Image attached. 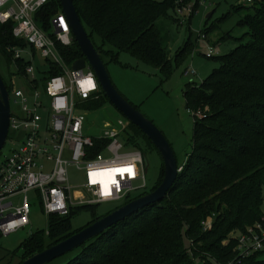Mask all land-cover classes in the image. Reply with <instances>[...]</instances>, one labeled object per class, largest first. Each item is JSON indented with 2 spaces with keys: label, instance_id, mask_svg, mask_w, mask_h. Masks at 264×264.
<instances>
[{
  "label": "trees",
  "instance_id": "1",
  "mask_svg": "<svg viewBox=\"0 0 264 264\" xmlns=\"http://www.w3.org/2000/svg\"><path fill=\"white\" fill-rule=\"evenodd\" d=\"M190 1L72 0L102 60L105 57L110 63H118L120 53L131 54L160 72L168 71L171 61L184 60L191 44L188 33L187 40L171 56L167 32H162L156 23L159 19L171 18L168 15L171 10L174 24L182 25L175 8ZM198 3L195 0L192 4L186 22L192 18ZM60 7L59 0H50L39 15L46 21ZM240 8L252 9L237 21L239 27H246L248 31L241 37H232L230 31L220 36L221 41L234 38L237 44L222 56L215 57L214 53L209 56L220 64L202 81L185 83L183 95L194 122L192 150L178 164L181 168L165 198L136 210L86 240L76 247V253L65 264H264V246L247 257L236 256V241L229 236L233 230L243 231L264 213V0H255L251 5H231L224 17ZM212 28H218L217 24L199 32L205 35L202 41L214 49L217 40L212 42L208 37ZM199 32L197 39H200ZM16 44L25 43L12 36L10 23L0 22V50L11 58L7 47ZM57 48L68 64L83 57L75 41L70 46ZM56 71L53 68L48 74ZM3 83L6 85L4 80ZM6 88L9 92L10 86ZM108 102L99 90L96 98L84 102L83 107L97 110ZM124 137L130 146L142 151L143 157L152 150L159 154L149 138L131 122L126 126ZM93 143L94 155L101 150V142L94 140ZM161 166V173L151 187L120 203L157 187L163 179V162ZM96 205L70 208L66 216L52 213L48 216L47 231L32 233L9 255L6 264H20L113 210L98 215ZM84 208L92 212V219L83 227L73 229L71 218ZM211 214H214L212 228L203 230L200 222ZM184 229L189 247L182 239ZM223 240L227 242L223 244ZM14 258H18L16 262Z\"/></svg>",
  "mask_w": 264,
  "mask_h": 264
},
{
  "label": "built area",
  "instance_id": "2",
  "mask_svg": "<svg viewBox=\"0 0 264 264\" xmlns=\"http://www.w3.org/2000/svg\"><path fill=\"white\" fill-rule=\"evenodd\" d=\"M49 1L0 0V22L10 23L12 36L25 43L8 46L7 50L19 64L26 87L13 88L11 94L19 110L12 112L10 105L8 131L21 130L24 138L12 144L10 155L0 165V236L30 223L32 204L27 196L31 191L36 193L41 212L48 217L52 213L66 216L70 208L84 205L120 203L147 187L142 151L130 146L124 137L129 123L125 118L103 124L97 135L86 131L89 126L83 103L96 98L101 89L86 61L82 68L73 69L75 61L68 64L57 48L70 46L75 40L61 7L42 20L39 12ZM254 1L241 0L245 5ZM191 12L192 6L175 8L182 24L187 21L183 16L189 17ZM199 36L205 39L200 32ZM26 47L38 52L42 62H23L18 49ZM207 47L205 54L209 57L214 52L213 47ZM53 68L57 71L48 74ZM183 75L193 77L194 68L189 66ZM94 140L101 142V150L93 155ZM69 166L82 173L81 183H71ZM114 168L131 171L114 173L115 183L108 186L103 184V176L91 175ZM213 218L214 215L201 220L203 230L212 228ZM231 236L236 241V256L247 257L262 250L264 213ZM226 242L223 240V244Z\"/></svg>",
  "mask_w": 264,
  "mask_h": 264
},
{
  "label": "rangeland",
  "instance_id": "3",
  "mask_svg": "<svg viewBox=\"0 0 264 264\" xmlns=\"http://www.w3.org/2000/svg\"><path fill=\"white\" fill-rule=\"evenodd\" d=\"M195 0H191L187 5L192 6ZM231 5H242L241 0H199L197 10L194 12L192 18L188 22L182 25H174L171 18L174 17V13L169 10V19H159L156 26L162 31L167 32L171 36L172 34L178 35V42L181 45L188 38L190 34L189 42L191 49L186 58L178 63L171 61L170 68L166 72H160L157 67L150 65L147 62L136 59L131 54L120 53L118 56V63L108 62L104 57L103 61L106 63L109 78L114 83L121 95L128 101H131L133 105L138 107V110L147 116L164 134L169 145H171L175 159L178 164L184 162L186 157L192 150V138H193V117L186 108V99L183 95L185 83L188 81H202L210 72L219 66L220 63L214 57H206L208 47L206 42L201 39H197L196 35L199 30L204 27H208L212 24H217L218 28H212L209 31L208 37L217 43L214 45V54L224 55L225 52L233 49L237 44L234 38L225 39V41L219 40L220 36H223L225 32L230 31L232 37H241L244 32H247L246 27H239L237 21L247 11L252 12V9L240 8L235 12H231L229 16H225V13L230 10ZM212 11V14L208 16V12ZM224 17V18H223ZM185 20H188V15L183 16ZM168 21V25L166 22ZM168 27V28H167ZM98 41V40H97ZM171 48V56L176 51V48ZM107 49V47H105ZM19 53L23 56V62H37L41 63L42 59L38 52L31 51L29 47L19 48ZM191 66L196 71L193 77H187L182 74L185 67ZM0 76L10 86L9 101L11 105V111L16 113L19 107L12 101L13 88H21L25 90L23 82L25 80L20 76L18 64L14 62L12 58H9L7 53L0 50ZM86 124L89 126L86 131L89 134L97 135L100 130L103 129V124L112 123L118 118H125L111 103H105L97 110H85ZM8 137L1 147L0 151V165L6 156L11 153V147L13 143L20 142L24 138V133L21 130L8 131ZM144 162L146 167L145 178L148 187H151L160 175L162 168V162L159 154L152 150L147 151L144 154ZM71 183H81L82 173L77 171L73 166L68 168ZM141 191L133 192L132 196H135ZM31 202L30 208V223L18 229L16 232L0 236V264H6L9 255L19 248L21 242L26 240L36 230H46L48 224V217L41 212L39 200L36 193L30 192L27 196ZM122 203L101 202L95 206V212L100 215L107 211L114 209L116 206ZM214 214L207 215L204 219L212 217ZM92 219V212L84 208L71 218V225L73 229L81 228ZM203 219V220H204ZM47 231V230H46ZM237 231L233 230L231 234H236ZM230 234V235H231ZM229 235V236H230ZM182 239L186 247H189V242L185 235V229L182 231ZM76 253V248L69 252L53 258L44 264H65ZM194 257V256H193ZM195 258V257H194ZM18 258H14L13 261H17ZM198 260L197 258H195Z\"/></svg>",
  "mask_w": 264,
  "mask_h": 264
},
{
  "label": "water",
  "instance_id": "4",
  "mask_svg": "<svg viewBox=\"0 0 264 264\" xmlns=\"http://www.w3.org/2000/svg\"><path fill=\"white\" fill-rule=\"evenodd\" d=\"M59 3L66 19H68L71 34L83 55V57L76 60L71 67H73V69H80L84 66L86 61L89 67L92 68L95 79L97 83H99L100 89L109 103H111L129 123L131 122L136 125L143 134L149 138L152 145L156 147L160 154L161 161L163 162V179L157 187L148 191L147 194L132 198L129 202L119 205L110 211V213L100 217V219L85 225L81 230L53 244L51 247L45 248L37 252V254L24 259L20 264H44L51 261L53 258L69 252L83 244L86 240L107 230L108 227L117 224L118 221L124 220L136 210L164 199L167 195L166 193L175 182L176 176L180 170L172 147L169 145L164 134L157 129L147 116L142 114L130 101L124 98L114 83L111 82L107 68L98 50L94 48L85 31L81 18H79L76 12L74 2H72V0H59ZM211 13L212 11L208 12L207 18ZM9 122V92L0 76V149L7 139Z\"/></svg>",
  "mask_w": 264,
  "mask_h": 264
},
{
  "label": "snow or ice",
  "instance_id": "5",
  "mask_svg": "<svg viewBox=\"0 0 264 264\" xmlns=\"http://www.w3.org/2000/svg\"><path fill=\"white\" fill-rule=\"evenodd\" d=\"M90 83H91V82L89 81V84H90ZM125 171H131V168H114V169H106V170H104L103 172H99V173H97V172H93L91 175H92L93 177H97V176H105V175H107L109 178H111V176H112L114 173H116V172H125ZM111 182L115 183L114 180H112ZM106 191H107V189H106Z\"/></svg>",
  "mask_w": 264,
  "mask_h": 264
},
{
  "label": "crops",
  "instance_id": "6",
  "mask_svg": "<svg viewBox=\"0 0 264 264\" xmlns=\"http://www.w3.org/2000/svg\"><path fill=\"white\" fill-rule=\"evenodd\" d=\"M212 14V13H211ZM168 19V18H167ZM164 21H165V19H164ZM166 24L168 25V21L166 22ZM188 24H189V22H188ZM175 25V24H174ZM169 26V25H168ZM168 28V27H167ZM167 35H168V37H167V45H168V48H169V54L171 55V53H170V50H171V48L169 47V46H173L174 45V48H176L177 49V47L178 46H180L179 45V42H178V35L176 34H172V36L169 34V33H167Z\"/></svg>",
  "mask_w": 264,
  "mask_h": 264
},
{
  "label": "bare ground",
  "instance_id": "7",
  "mask_svg": "<svg viewBox=\"0 0 264 264\" xmlns=\"http://www.w3.org/2000/svg\"><path fill=\"white\" fill-rule=\"evenodd\" d=\"M101 180H103V184L105 186H108V184L113 180V175L111 176V178H109L107 175H105L102 177Z\"/></svg>",
  "mask_w": 264,
  "mask_h": 264
}]
</instances>
